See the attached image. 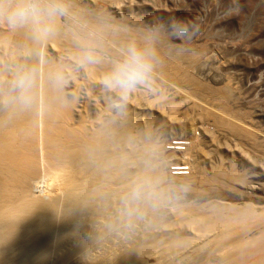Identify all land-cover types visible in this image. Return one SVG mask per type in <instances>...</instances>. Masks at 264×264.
Segmentation results:
<instances>
[{
  "label": "rangeland",
  "instance_id": "374dc122",
  "mask_svg": "<svg viewBox=\"0 0 264 264\" xmlns=\"http://www.w3.org/2000/svg\"><path fill=\"white\" fill-rule=\"evenodd\" d=\"M31 71L88 131L119 126L130 171L110 189L149 196L166 231L204 232L205 264H264V0H0V95Z\"/></svg>",
  "mask_w": 264,
  "mask_h": 264
},
{
  "label": "bare ground",
  "instance_id": "6f19581e",
  "mask_svg": "<svg viewBox=\"0 0 264 264\" xmlns=\"http://www.w3.org/2000/svg\"><path fill=\"white\" fill-rule=\"evenodd\" d=\"M31 72L24 92L0 95V264H205L204 232L189 238L173 227L172 235L149 196L110 189L108 179L130 171L110 139L119 126L108 120L88 131L73 121L60 83L36 87ZM42 176L45 198L31 193Z\"/></svg>",
  "mask_w": 264,
  "mask_h": 264
},
{
  "label": "clouds",
  "instance_id": "9594fccd",
  "mask_svg": "<svg viewBox=\"0 0 264 264\" xmlns=\"http://www.w3.org/2000/svg\"><path fill=\"white\" fill-rule=\"evenodd\" d=\"M27 14V10L25 9L14 10L8 15L7 19L10 25H15L16 23L23 21ZM136 79H138V73H136L135 71H131L127 76V80H121L119 82L122 84H126L131 83Z\"/></svg>",
  "mask_w": 264,
  "mask_h": 264
}]
</instances>
